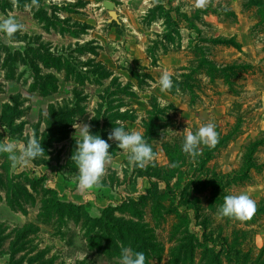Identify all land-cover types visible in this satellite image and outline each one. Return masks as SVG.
I'll return each mask as SVG.
<instances>
[{
  "label": "rangeland",
  "instance_id": "rangeland-1",
  "mask_svg": "<svg viewBox=\"0 0 264 264\" xmlns=\"http://www.w3.org/2000/svg\"><path fill=\"white\" fill-rule=\"evenodd\" d=\"M104 1L0 0L23 25L0 32V142L45 149L25 167L0 154V264H119L122 246L146 264H264V0ZM209 122L218 143L185 154L182 131ZM78 124L140 131L154 160L108 140L101 186L81 191ZM240 192L250 218L220 216Z\"/></svg>",
  "mask_w": 264,
  "mask_h": 264
},
{
  "label": "clouds",
  "instance_id": "clouds-1",
  "mask_svg": "<svg viewBox=\"0 0 264 264\" xmlns=\"http://www.w3.org/2000/svg\"><path fill=\"white\" fill-rule=\"evenodd\" d=\"M206 0H197V7H204ZM23 25L14 17L0 19V32L8 38H12ZM158 85L161 92H167L174 87L171 73L163 72ZM165 105L161 104V107ZM78 136L75 138L76 149L72 155L77 169V187L81 191H93L101 186L105 173V165L111 159L110 144L108 140H115L118 147L127 154L130 165L143 168L154 160V150L143 134L136 130H126L123 126L114 127L108 134V140L99 133H93L88 124H78ZM76 131V132H77ZM181 150L192 158L200 154L201 145L214 147L219 140L216 125L213 122L205 123L196 131L185 129ZM44 148L42 142L35 135L29 137L27 142L21 144L14 139H6L0 142V154H6L15 168L25 167L32 160L40 157ZM255 211L254 201L247 193L228 194L224 197L223 204L218 208V214L222 217L236 219L250 218ZM119 264H146V255L142 251H134L131 247L122 246Z\"/></svg>",
  "mask_w": 264,
  "mask_h": 264
},
{
  "label": "water",
  "instance_id": "water-1",
  "mask_svg": "<svg viewBox=\"0 0 264 264\" xmlns=\"http://www.w3.org/2000/svg\"><path fill=\"white\" fill-rule=\"evenodd\" d=\"M104 7L110 11H114L115 9V3L109 0L104 1Z\"/></svg>",
  "mask_w": 264,
  "mask_h": 264
}]
</instances>
